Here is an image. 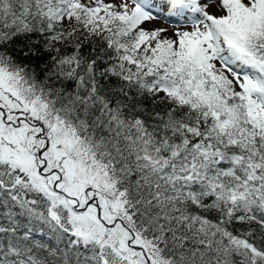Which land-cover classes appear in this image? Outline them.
Returning a JSON list of instances; mask_svg holds the SVG:
<instances>
[{
  "label": "snow or ice",
  "instance_id": "snow-or-ice-1",
  "mask_svg": "<svg viewBox=\"0 0 264 264\" xmlns=\"http://www.w3.org/2000/svg\"><path fill=\"white\" fill-rule=\"evenodd\" d=\"M0 264H264V0H0Z\"/></svg>",
  "mask_w": 264,
  "mask_h": 264
},
{
  "label": "rangeland",
  "instance_id": "rangeland-1",
  "mask_svg": "<svg viewBox=\"0 0 264 264\" xmlns=\"http://www.w3.org/2000/svg\"><path fill=\"white\" fill-rule=\"evenodd\" d=\"M208 11L214 12L215 8L211 5H209ZM159 15H161L164 18L153 21L152 22L153 25L162 26V27H172V26L176 25L180 20V18H178V17H166L164 13H159Z\"/></svg>",
  "mask_w": 264,
  "mask_h": 264
}]
</instances>
